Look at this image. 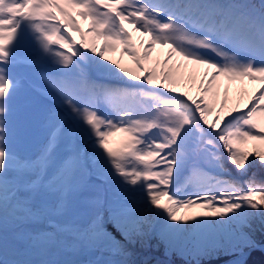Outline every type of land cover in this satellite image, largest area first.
Here are the masks:
<instances>
[{"label": "snow or ice", "instance_id": "snow-or-ice-1", "mask_svg": "<svg viewBox=\"0 0 264 264\" xmlns=\"http://www.w3.org/2000/svg\"><path fill=\"white\" fill-rule=\"evenodd\" d=\"M161 14L167 16L166 21L159 18ZM80 21L88 24L87 32ZM25 29L37 33L43 51L56 57V63L64 68L82 60L83 49L99 57L97 67L104 73L116 77L122 74L135 82L123 88L87 77L81 80V86L98 93L116 110L115 117L106 118L77 103V85L48 81L61 99L58 111L46 113L45 122L53 126V131L34 158L23 156L16 147L11 104L19 82L4 67L16 62L15 50L25 42ZM74 32L80 33L79 41ZM101 39L103 45L97 48ZM54 45L69 54L55 50ZM225 45L231 47V53L224 50ZM117 48L122 56L134 61L135 72L110 59L109 54ZM157 48L162 59L154 58ZM197 73L201 77L199 85ZM185 74L197 91L196 97L181 91ZM245 79L258 87L248 95L247 102L241 89L235 106L227 109L229 87L236 82L243 84ZM222 81L225 88L221 99ZM129 97L158 101L152 106L155 114L137 115L131 106L120 109L118 101ZM217 102L219 110L209 121ZM80 123L87 126L79 131L90 140L91 154L86 156L75 145L70 146L56 182H49L46 170L54 147L64 136L73 137ZM117 132L128 137L119 152L109 147L110 138ZM194 134H198L202 151L211 157L219 173L228 171L225 161L241 174L264 167V0L259 5L251 0H158L151 4L144 0H0V264H71L59 255L67 230L64 226L53 224L55 231L51 232L34 231L30 226L52 224L53 217L73 212L71 196L76 177L86 172L89 161L111 165V173L99 170L101 179L114 175L123 184L144 189L147 203L161 218L160 235L164 240L184 239L186 226H191L195 236L214 242L219 232L234 224L239 232L232 249L243 256L244 248L256 246L242 230L250 227L252 217H264V184L249 180L245 190L229 178L201 170V190L177 195L172 184L186 163L182 145ZM250 142H255L251 149L247 147ZM133 160L135 165L127 167ZM162 198H166L164 203ZM194 208L203 211L189 214L188 210ZM107 213L109 222L125 239L139 234L136 229L143 221L133 218L130 207L111 204ZM66 223L75 234L91 232L99 240L106 231L99 209L88 221L70 217ZM113 251L122 253L118 247Z\"/></svg>", "mask_w": 264, "mask_h": 264}, {"label": "rangeland", "instance_id": "rangeland-1", "mask_svg": "<svg viewBox=\"0 0 264 264\" xmlns=\"http://www.w3.org/2000/svg\"><path fill=\"white\" fill-rule=\"evenodd\" d=\"M144 2L151 4L158 2V0H144ZM175 2H177V0L172 3ZM179 2L187 3L189 0H179ZM218 2L225 3L229 2V0H218ZM100 11L103 12L105 9L100 8ZM159 18L164 21L167 20V16L164 14H161ZM77 19L79 20V17H77ZM80 23L84 31L87 32L89 30L88 24L84 21H80ZM128 30L130 32L133 31L131 27H129ZM24 35L25 42L23 46L15 50L14 60H16V62L12 65H5L4 67L8 68V73L11 78L19 82V87L16 89L11 104V127L15 132L16 147L23 156L34 158L40 154L42 148L48 142L49 134L53 131V126L45 122L46 113L49 110L58 111L57 102L61 99L60 95L50 86L48 81L63 80L77 85L75 90L77 103L81 107L87 106L90 110H96L99 115L106 118L115 117L116 110L111 104L104 101L101 97L99 98L96 92L81 86V80L87 77L96 83L110 84L123 88L131 87L135 82L123 78L122 74L121 77H116L104 73L97 67L99 57L83 49H80V51L83 53L84 58L82 60L77 59L76 64L64 68L56 63V57L51 53H45L43 51L37 39V33L33 32L31 29H25ZM65 35L67 36V34ZM72 35L78 37L80 33L74 32ZM134 35L138 39L140 38L138 33H134ZM67 38L71 39V37ZM75 39L77 40V38ZM88 39L90 40L91 38ZM143 39L147 40V37ZM102 45L103 39L97 43V48ZM53 47L57 51H65V54H69L65 49L58 48L55 45ZM224 50L230 53L232 52L231 47L227 45L224 46ZM167 51V48L163 49L164 53ZM159 53L160 49L157 48V53L154 54V58L158 57ZM208 54L223 62L222 58L216 57L215 54ZM109 57L111 60H116L121 63L129 70L133 72L136 71L134 61L128 56H122L119 48H117L114 53H110ZM159 58L162 59L163 57L159 56ZM240 58L247 59L250 57L240 56ZM255 62L257 64L260 63L259 59ZM100 63L105 62L100 61ZM203 71L204 69L201 68L200 72ZM86 75H92V77ZM200 78L199 73H197V85H199ZM184 84L185 87L181 89V91L187 90L190 95L196 97L197 91L189 82L187 74L184 76ZM256 87H258V85L250 83L247 79L244 80L243 84L239 82L232 84L228 90L229 104L227 105V109L230 110L235 106L236 99L240 95L241 89L244 93L243 100L247 102L248 95ZM224 88L225 82L222 81L220 85L221 99L223 98L222 94ZM39 90H43L45 94H41ZM153 91L159 92L160 90L153 89ZM157 103L158 101L149 97H129L118 101L117 106L120 109L131 106L136 109L137 115H154L155 112L152 106ZM243 106V103H241L240 107L243 108ZM219 107V102H217L213 112L208 116L209 121L214 119L215 113L219 110ZM144 108H147L148 112H145ZM79 128H84L86 130L87 126L80 123L79 127L75 129V135L73 137L64 136L54 147L49 167L46 170V179L49 182H56L59 166L68 155L70 146L75 145L82 150L86 156L91 154V142L86 135L80 133ZM127 141L128 137L126 134L117 132L110 138L109 147L119 152ZM253 143L254 142H250L247 147L249 149L253 148ZM182 149L185 152L186 163L183 168L175 174L172 184V190H178L177 195L181 197L201 190L199 187L201 170L211 175L229 178L239 186L244 187L245 190L247 188L245 182L249 180L255 181L257 185L264 184V167L260 166L249 169L247 174H241L236 171L233 165L225 161V166L228 171L219 173L217 169L212 166L211 157L202 151L198 143V134H194L187 144L182 145ZM135 163L136 162L133 160L127 167L131 168ZM101 169H107L109 173L112 171L111 165L108 164L107 161H99L95 165L89 161L86 172L77 175L76 189L71 196L73 212L69 216L53 217L52 224L38 223L30 226L34 231L38 230L44 232L55 231L52 226L53 224L64 226L67 230L62 237L63 247L59 250V255L60 258L70 261L71 264L106 263L108 256L114 254L111 249L106 248L109 242L116 240L119 244H128L130 239H125L108 220L107 209L111 204H120L130 207L133 210V218L142 220L143 223H141V225L148 224L153 237L161 236V218L155 214L156 210L147 203L144 189L140 187L133 188V186L123 184L120 177L114 175H109L106 179H101L99 177V170ZM243 175L246 176V178H242ZM165 200L166 198H162L161 203H164ZM97 209H99L103 218L104 228L113 232L112 235L106 237L105 243L100 247L97 246V244H99V239L91 232L77 235L71 231V226H68L66 223L70 217L75 218V216H78L77 219L82 222L88 221L91 214ZM201 211L203 210L200 208L188 210L191 215H195ZM186 228L187 231L184 233V239L179 241H167L169 244V251L166 252L170 256L171 252H175L184 264H192L193 262L204 263V261L213 260L214 262L221 261V264L223 261L238 255V253L232 249L234 238L239 232L236 225L226 226L224 231L217 234L214 242H209L195 236L191 226H186ZM242 231L246 233L244 230ZM256 243L264 244V242H255V244ZM246 249L249 248H244V250ZM254 250L263 252L260 249ZM250 253H248V255ZM115 256L119 257L118 259L121 262L125 260L119 253H116ZM151 258L153 257L150 254L139 256L132 254L129 261L125 262V264H149ZM155 259L157 261L161 260L159 257H155Z\"/></svg>", "mask_w": 264, "mask_h": 264}, {"label": "trees", "instance_id": "trees-1", "mask_svg": "<svg viewBox=\"0 0 264 264\" xmlns=\"http://www.w3.org/2000/svg\"><path fill=\"white\" fill-rule=\"evenodd\" d=\"M229 2H236V0H229ZM262 0H251V3L259 5ZM255 143V142H254ZM253 143V146H254ZM77 219L78 216H75ZM250 227H245L243 230L251 237L254 242H264V217L256 215L249 220ZM70 226V225H68ZM120 232V231H119ZM136 232L139 234L133 233L130 237L128 244H119L116 240L108 243L106 246L107 249L113 248H121L122 253H119L125 259L121 262L116 257L115 254L118 252H114L113 255H109L107 262L102 263L98 262L99 264H125L130 259L132 254L135 255H146L150 254L152 257H159L161 260L156 261L155 264H184L179 256L175 252H171V256L168 255L166 252L169 251V244L166 240H164L161 236H152V232L150 226L148 224L137 226ZM112 231L106 230L103 234V239L99 240L98 247L102 246L105 243L106 237L108 235H112ZM121 233V232H120ZM123 237H125L123 235ZM213 261H204L207 264H220L219 262ZM203 262L197 263L193 262L192 264H204ZM243 264H264V253L259 250H253L247 257Z\"/></svg>", "mask_w": 264, "mask_h": 264}, {"label": "water", "instance_id": "water-1", "mask_svg": "<svg viewBox=\"0 0 264 264\" xmlns=\"http://www.w3.org/2000/svg\"><path fill=\"white\" fill-rule=\"evenodd\" d=\"M255 245H256L255 247H252V248H249V249L244 250L243 256H241V255L238 254V255H236V256H234V257H232V258H230V259H228L226 261H223L221 264H229L230 260L233 259V258H239L240 261H243L244 262V260H245L246 256L248 255V253H250L254 249H260L264 253V244H257L256 243Z\"/></svg>", "mask_w": 264, "mask_h": 264}, {"label": "bare ground", "instance_id": "bare-ground-1", "mask_svg": "<svg viewBox=\"0 0 264 264\" xmlns=\"http://www.w3.org/2000/svg\"><path fill=\"white\" fill-rule=\"evenodd\" d=\"M174 2L175 0H168V2ZM75 38H77V41H79L80 40V36H78V37H75ZM90 71V70H89ZM89 71H86V72H89ZM86 76H89V77H92V75H86ZM103 82V81H102ZM108 83H110V82H108ZM130 84H132V83H130ZM108 85H110V84H108ZM252 92V91H251ZM251 94V93H250ZM169 95H171V94H169ZM98 96H99V94H98ZM99 98H100V96H99ZM245 102V101H244ZM242 178H246V176H244L243 175V177ZM239 262H240V259L239 258H233V259H231L230 260V262H229V264H239ZM153 264H155V262H152Z\"/></svg>", "mask_w": 264, "mask_h": 264}]
</instances>
